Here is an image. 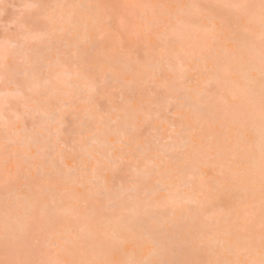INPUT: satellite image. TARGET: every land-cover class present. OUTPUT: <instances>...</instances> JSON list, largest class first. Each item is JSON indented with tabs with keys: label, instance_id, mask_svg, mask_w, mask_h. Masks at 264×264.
Wrapping results in <instances>:
<instances>
[{
	"label": "rangeland",
	"instance_id": "obj_1",
	"mask_svg": "<svg viewBox=\"0 0 264 264\" xmlns=\"http://www.w3.org/2000/svg\"><path fill=\"white\" fill-rule=\"evenodd\" d=\"M64 1L65 4L68 2L74 4V8H72L75 18L82 11V6L78 3L93 1V4L98 5L103 14L110 19L98 22L87 33L82 31L81 24L77 25L76 30L72 32L69 31L71 27L67 29L69 27L67 25L64 28V25H62V29H65L64 32H60V29L57 31V28L61 25H55L57 28L51 29L53 32L49 30L50 35H47L40 42L30 40L26 47L15 49V55L9 57L7 71L3 66V60L0 59V200L3 201L0 203V234L5 233L3 220L11 222L10 220L14 221V219L19 218L24 227L18 240H16L20 244L17 250V258L22 256L25 259L43 261L44 264H104V262H107V264H129V262L136 264L149 257L152 250L157 248L153 245H149L148 249L140 246L127 248V244H123L121 239L114 245L108 246L107 243L112 238L104 235L100 229H94L96 225L93 222H97L100 217L118 216V218H122L119 213L124 217H131L148 212L156 214L159 217L158 220L166 218L167 221L177 220L178 217L184 216L187 209L195 205H185L177 213L171 214L170 211L175 207L179 209V205L175 201L169 203L165 200L167 194L159 190V184L155 179L156 177L153 176V174H156L157 166H162L166 162L164 159L166 153H161L159 149L166 147L165 149H169L174 155H183L187 147H189L188 150L191 154L197 149V152L203 153L200 158L201 161H210L213 151L206 148V135L199 136L198 131H185L188 126L186 124L187 119L180 114L187 111V109L180 112L175 108L185 102L182 97L186 93L195 97L194 91H205L211 94L212 97L218 98L219 102L216 106L219 107L220 112H222V109L227 108L229 111L230 108L233 109L236 106L239 108L238 105L243 100V91L240 90L243 86L241 79L228 86H222L224 82H221V87L217 90L213 82H207L208 76L204 75V68L194 70L189 68L192 66L201 67V65L210 67L206 63L207 61L205 63L202 61L178 62L170 57V53L173 49L175 50L176 45L171 47L173 49L167 50L168 48L165 49V47L159 46L158 38L162 33H168L167 30L170 32L177 27L184 28L185 23L181 24L187 22L188 25H186L188 29L190 28L191 34H195L192 38L202 36L200 41L204 40L202 44L208 47L207 49L204 45L201 46V42L198 41L200 47L196 46L199 49L197 51L196 48L199 53L196 52V56L199 55L200 59L205 58L210 51L221 53L226 50L237 53V49H213V47L224 46L222 42L223 35L218 33L220 30L216 27L218 32L215 31L207 19L202 20L203 18L200 17L202 15L201 9L209 6L208 10L204 11L205 13L210 12L213 14L218 9L221 15V11L223 12L226 9L222 8V5L240 2L245 4L246 1L206 0L208 4L206 6L202 5L203 1L198 4L197 1L199 0H190L193 2H189V0ZM220 1L225 3L221 2V5L216 6L215 3H220ZM248 1L250 4L256 5L257 8L255 7V9L259 8L257 4H260V1L259 3H254L255 0ZM28 3H38L51 7L52 3H54L53 7L56 4L54 0H0V57L13 51L3 43L5 37L16 43L21 42L22 18L29 15V10L23 6ZM212 5H214V8ZM51 7L49 12L54 19L53 11L56 8L52 11ZM227 9L223 14H227V11L231 12V10L235 14L234 16L238 14L234 9ZM255 9L254 12L257 13ZM66 11L67 8L66 10L64 8V12ZM56 13L58 12L56 11ZM205 13H203V16L208 14L205 15ZM230 14H227L226 17L232 16ZM238 15L236 16L238 18L233 17L238 23L243 22L246 25L249 20L254 23L253 21L257 18L260 21L256 20L257 23H261L258 15L257 18H253L255 15L252 16L254 20ZM228 17L227 19H229ZM200 18L201 20H199ZM231 18L229 21L232 20ZM53 19H51V22L55 23L56 20L53 21ZM222 19H220L221 22ZM240 19L245 21H240ZM220 20L218 19L217 22L221 23ZM109 24L115 26V31L109 27ZM231 24L233 27V22ZM249 24L247 26L255 27V24ZM52 26L53 24H51ZM259 28L261 29V27ZM256 29L253 28L257 33L259 30L256 31ZM65 31L71 34H64ZM255 32L254 34L257 35ZM171 33L173 34V32ZM251 35L253 36V32ZM260 36L261 33L257 36V43L260 42ZM169 38L172 42L173 40L174 42L177 41L175 44H178L175 36L176 40L173 39L171 34H169ZM189 42L191 43V41ZM189 42L187 43L189 44ZM192 43L195 44V40ZM149 45L152 46L151 48L156 49H149ZM203 47L204 49H200ZM182 53L185 54V52ZM166 59L171 61L170 63L174 66L181 67L184 65L185 69L181 68L182 72L177 73L171 68L168 69L167 65H163L164 68L154 78L146 77L145 71L152 72L148 64H154L157 61H162L164 64ZM56 61L60 63L59 66H52ZM76 62L77 66L73 67V63ZM122 63L132 66L128 70L131 72L130 74L118 68ZM51 70L57 72L56 78H51ZM72 70H74L75 76L69 74ZM109 72L113 73L110 74ZM175 73L176 75H174ZM182 73H184L183 78H178ZM232 77L233 75L230 76V78ZM34 79H38L41 86H50L49 82H54L59 87V91L46 93L45 90L41 89L34 96L30 95L29 91H24L20 96L6 95L26 89ZM69 79L75 82V88L71 93L64 94L63 84ZM90 84L95 86L94 91L89 90ZM231 89H235L239 95L230 97L229 92H232ZM214 93L216 96L213 95ZM81 96L84 97V101L88 102H82ZM68 101H71L72 104H68ZM207 101L210 102L212 99ZM258 108H260V105ZM248 110L251 109L248 108ZM45 113H55L57 119L52 121L45 116ZM125 114L129 115L126 120L123 118ZM102 119L114 121L115 123H112L110 129L105 130L107 145L100 147L92 143V138L97 134L99 135L98 130L94 129V132H91L88 129H103L100 126V120ZM125 121L128 123L127 126L124 125ZM220 131L221 128L218 126L213 130L217 134ZM122 133L127 135L122 136ZM6 135L10 136L13 141L6 142L3 140L2 138ZM37 136L39 140L33 144L32 141ZM21 144L30 146V149L18 147ZM142 148L147 149L145 157L137 155ZM95 151L102 155L95 153ZM90 155L96 159L91 158ZM110 155L114 157V163L105 160ZM18 156L30 158V170L24 166L23 160L19 159ZM97 160H100L97 175L103 180L99 185L95 181H90L92 170L97 167ZM218 165L221 166L222 172H214L212 170L214 168L209 166H199V169L206 174L202 178L205 179L204 183L207 186L202 187L204 193L198 195L197 202L200 203L199 208L205 212L210 210V205H206L209 200L208 196L214 193L211 189L214 186L212 181L214 179H227L229 176L226 171L228 166L226 160H220ZM153 167L156 169L155 173L151 170ZM74 169L79 170L78 175L72 174ZM159 170L163 172V178L171 175L170 172L166 171V167L159 168ZM136 171L140 173L139 176L137 175L138 180L134 177ZM196 172L197 170L193 173ZM18 173L23 178H18ZM143 174H151V176L146 178ZM182 175L180 174V177ZM200 175L201 171L199 175L197 172L196 176L189 177L191 185L195 188L194 191H198L197 182ZM149 178L152 181L145 183ZM57 179H61V183L52 184ZM78 181L83 184L77 185ZM227 183H229V180L221 182V186ZM47 185H52L51 189L40 194L42 192L41 188ZM146 185L148 189L153 190L152 195L141 191L136 192V190L134 192L127 191L133 187L141 188ZM179 185L178 188L176 187L178 196H183L184 192L193 191V189L189 191ZM105 188L110 190L108 193L112 195V198L107 200L111 201L112 205V199H116L115 203H117L118 198L116 196L119 195L122 189H125L127 194L130 193L129 196L124 194L123 200L126 204L122 206V211L118 214L114 212L117 205L112 206V208L106 203L103 194ZM50 195L53 200L50 199ZM66 195L76 199L73 200L69 197L64 200L61 210L55 209L52 201L58 202ZM35 199L38 203L41 201V205H33L32 210L28 209V212H25L26 201L34 202ZM5 200L7 201L4 202ZM176 201H179V199H176ZM152 202H154L153 205H146ZM9 208L14 210V215L11 217L8 215ZM65 208L71 210L69 215L63 214ZM250 208L252 206H240V215L250 210ZM71 214L72 217H70ZM221 214V210L214 208L206 215L198 218L199 221L202 220L206 224L205 222L212 216ZM79 218L83 221L87 220L85 222H88V224L90 220L89 231L91 234L97 235L95 237L92 235L94 237L92 242L81 247L86 251V254L82 250L74 249L68 240L78 234L79 229L74 223ZM259 219L251 220V222L239 221L243 228L237 229V234L242 235V239L246 240L245 237L250 232H257L258 227L251 228V226ZM158 220L151 222L153 225L151 227H154V229L161 227L166 231H164V235L158 231L161 234L158 240H161L165 247H169L168 251H171V253L165 255L164 261H171L174 264H212L206 260L199 262V260H190L186 257L177 249L179 245L175 243L179 240H177L176 235L173 236L174 239L170 237V240H175L173 243H171L173 240L164 243L166 241L164 237L169 235L166 233L171 231L172 225L168 222L161 224ZM65 224L71 227L65 230ZM174 234L172 233V235ZM119 236L126 237L127 240L128 237L130 238V234L123 231L120 232ZM157 236L156 234L155 237ZM123 249H127V252L122 251ZM64 250L66 252H61ZM207 252V250H204L203 253L207 254ZM247 252L245 250L241 251V256L234 261L240 262L242 260V262H245L249 260V257L257 256L255 251L246 254ZM3 259H5V237L3 239L0 237V260Z\"/></svg>",
	"mask_w": 264,
	"mask_h": 264
},
{
	"label": "bare ground",
	"instance_id": "obj_2",
	"mask_svg": "<svg viewBox=\"0 0 264 264\" xmlns=\"http://www.w3.org/2000/svg\"><path fill=\"white\" fill-rule=\"evenodd\" d=\"M200 1L204 2V4L202 2L203 6L208 5L206 3L207 2L206 0H199L197 1L198 4H200L199 3ZM244 1L247 2L248 0H244ZM259 1L260 0H255L254 3L256 2L259 3ZM54 2H56L57 5L55 4L53 7L54 3H52V7H51L52 11L55 8L56 10L53 11L54 19L52 17L51 19H53V21L54 20L56 21L55 23L51 22L53 26L51 27L50 25L49 30L56 29L57 27H55V25L59 24V26L61 25L60 26L61 28L58 26L59 28H57V31H59L60 29L61 30L60 32H64L65 29L64 30L62 29V25H64L63 28L66 27L67 25L69 26L67 29L71 27L69 31L72 32L76 30L77 25L81 24L82 31L87 33V31L91 30V28H93V26L96 25L98 22L100 23V22H104L110 19L103 14V11H101L98 5L95 6L93 4V1H91L90 3H84V2L78 3L79 5L82 6V11L79 13V16L76 18L73 16L74 15L73 13L74 4L72 5L70 2L65 4L63 3L65 2L64 0H60V1L54 0ZM189 2H193V1L189 0ZM221 2L223 1H220V3H215V5L216 6L221 5ZM246 2L245 4H247ZM248 4H250L249 1H248ZM257 5L259 6L260 4H257ZM208 7H203L201 9L202 15L200 17L203 18L202 20L207 19V21L210 22V24L212 25V28L215 29V31L217 32L218 30H220L221 33L220 32L218 33L223 35L222 42L224 46L223 47L222 45L217 46L218 48L213 47V49H237V53H231L226 50H223L221 53L210 51L207 53L205 58L202 57L200 59L199 55L196 56V52L199 51L198 49V47H200L198 45L199 42H201L200 45L202 46L204 45L202 44L204 43V40L200 41V37L202 36H200L199 38L198 37L192 38V36L195 34H191L190 28L188 29L187 22H183L181 24L183 25L185 23L184 28L179 25L181 29L177 27L174 29V31L171 30L169 32L167 30L168 33L166 34L162 33L160 37L158 38L159 46H161L162 48L165 47V49L168 48L167 50H171L173 49L171 47H174L176 45V47L180 49V50L179 49L177 50V48L174 47L175 50L173 49V51L171 52L172 54L170 53L171 55L170 57L172 59L174 58L178 62H182V61L188 62L189 61L191 63L194 61H202L205 63L207 61L206 63H208L210 67H205V66L203 67L201 65V67L192 66L189 68L190 70L204 68L205 70L204 75L208 76L207 82H213L216 85L215 87H217L216 88L217 90L221 87L220 85L221 82H224L222 86H228V85H232L234 82L238 81L239 79L243 81V86H241L240 88L241 92L243 91V94L241 93L243 100L238 105L239 108H237L236 106V107H233V109L230 108L229 111L227 108V109H222V112H220L221 110L219 109L218 106H216L217 103L219 102V99L216 97H212L211 94L205 91L203 92L194 91L195 97L190 96L189 94L186 93V95L182 97L185 99V102L183 104L178 105L175 108V110L180 111V112L184 109H187V111L183 113L181 112L180 114V115H184L187 119L186 124L188 126L185 129L186 132L187 131L188 132L198 131L200 133L199 136L206 135V140H207L206 148L213 151V153L211 154L212 159L210 161H207V160L201 161L200 158L203 155V153H201L199 150H198L199 152H197V149H195L191 154L190 151L188 150L189 147L187 146H186L187 149L183 155H174L171 151H169V149L168 150L165 149L166 147L159 149L161 153H166V155H164V159L166 160V162L162 166H157L158 169L156 171V174H153V176L156 177L155 179L159 184V190L164 191L167 194V198L165 200H167L169 203H174L175 201L177 205H179V209L178 207H175L173 208V210L170 211V213L171 214L177 213L180 209L184 208L185 205H195V206L188 208L184 216L178 217L177 220H171V221H167L166 218H162L161 220H158L159 217L156 214L154 213L150 214L148 212H145L140 215H134L131 217H126V216L124 217L119 212L122 211V208H123L122 206L126 204V202L123 200L124 194L126 196L130 195V193L128 194L126 193L127 191L134 192L136 190V192L141 191L142 193H147L149 195H152L154 193L153 190L148 189L147 185L141 188L133 187L127 191L125 189H122L119 195L116 196L118 198L117 203H115L116 199H112L113 205L111 201L107 200L109 198H112V195L109 194L108 192L103 191L104 197L106 199V203H108V205L111 207L112 206L114 207L115 205H117L115 206L116 208L114 209V212L116 214L119 213V215L122 218H118V216H113V217L110 216L109 218L100 217L97 219L98 220L97 222L95 223L93 222V224L96 225L94 229L96 228L100 229L104 233V235H107L108 237L112 238V240H110L107 243L108 246L114 245L119 239H121L123 240V244H127V248L128 247L131 248L134 246L136 247L140 246L144 248L146 247L148 249L149 248L148 246L151 244L147 242V239L149 237L154 238L158 242L157 245L155 246V248L157 249L152 250V254H150L149 257L145 258L144 260L161 261V259H163L164 261L165 255L166 254L168 255L169 252L171 253V251H168L169 247L168 248L167 246L165 247V244H163L161 240H158L159 236L161 235L160 233H163L164 235L166 231L163 230L161 227L155 228L157 231L154 229V227L153 228L151 227L152 225L151 222L153 223V221L155 220H158V222L161 224L167 223V222L171 223L172 225L171 231H169V233L167 231L166 234H169V235L168 236L166 235V237H164L166 240L164 243H168L172 241L174 239L173 236L176 235L178 237L177 240H179V242L176 241L177 243H175L179 245V247L177 246V249H179L190 260H199V262L201 260H206L208 263L210 262L212 264L213 262L217 260L234 261L237 258H239V256H241V251H244V250L248 251L242 246L239 247V250H235L237 248V245H243L248 240H251L253 242L254 251L257 255L252 258L249 257V260L254 259L258 261L260 258L259 220H257V222H255L254 224H252L253 226H251V228L258 227L257 232L256 233L250 232V234L245 237L246 240H243L242 235L237 234L236 232L237 229L243 228V226L240 225L239 221L240 222H249V221L251 222V220L260 218L261 196H260L259 171H258V153H259V141H260V111H259L260 108H258V106L260 104L258 105V103L261 102V80H260V64H259L260 42L257 43L258 41L257 36L260 35L261 33V29L260 28L258 29V27H261V25L259 26V24L261 23H257V21L258 22L260 21H259V18L256 17L257 15L260 17L259 15L260 9L259 8L255 9L258 14L254 12L257 15L254 14L255 16L253 18L256 17L257 21L255 20L253 21L254 23H252V21L249 20V22L251 21L250 22L251 25L255 24V27L253 28L256 29L257 27V29L259 30L258 31L256 29V31L259 32L258 34V32L256 33L255 30H253L251 26H247L249 22H247V24L245 25V23L243 22L238 23L236 19L235 20L233 19V17L238 18L236 16H239L238 15L239 13L236 16H234L235 14L232 13V10L231 12L227 11L228 15L230 13H231L230 15H232L230 16L232 17L231 21L234 24L232 27V24H231L232 22L229 21L230 17L227 16L229 18L227 19L226 17L227 14L226 13L223 14L227 8L223 12L221 11V15H220V13L218 12V9L215 12L216 14L214 12L213 14H211L210 12H207L208 14L205 13L204 11H207ZM212 7L214 8V5H212ZM212 7L210 6V8ZM64 8L65 10L67 8L66 12H64ZM227 10H229V8ZM56 11L58 13H56ZM203 13L207 15L203 16L204 15ZM222 14L224 15L225 18L222 17L223 16ZM201 18L199 20H201ZM222 18L226 19L227 21ZM253 18L251 17V19ZM218 19L219 20L222 19V22L224 23L225 21V23L223 24L221 20H220L221 23H218L217 22ZM244 19L242 20L240 19V21H243ZM110 24H113V23H110ZM110 24H109V27L115 31L116 29L115 26L113 27ZM226 24H231V25H226ZM215 27L218 28V30ZM53 30L51 31L53 32ZM177 30H180V31H177ZM250 31L251 33L253 32V36H255L254 38L251 35ZM171 32H173V34L176 33L177 35L182 32H183L182 34L184 35V32H185V35L183 36L182 34H180L177 36L176 34L173 35ZM254 32L257 35H255ZM64 34L70 35L71 33L65 31ZM169 34L173 36V39L176 38L178 40V44H175L177 43V41L174 42L173 40L172 42L171 38H169ZM188 35L189 37L191 36V38H189ZM180 36H181V39H180ZM186 36L188 39L186 38ZM193 39L195 40V44L197 45L192 43V41H194ZM252 39H254L256 42L253 41ZM196 40L197 42L198 41L199 42L197 43ZM189 41H191V43ZM187 42H189L190 45ZM225 43H228V44H225ZM229 43H233V44H229ZM151 47L149 45L148 48L156 49V48H151ZM196 48L198 49L197 51H196ZM205 48L208 49V47L206 46ZM186 49H190V50H186ZM200 49H204V47ZM186 51H188L189 53ZM182 52H185V54ZM250 53L254 55L255 57L254 64H250ZM197 54L199 53L197 52ZM170 62L171 61H168L166 59L164 60V64L162 61H157L154 64H148V66H150V68L152 69L151 70L152 72L145 71L146 77L154 78L157 75V73H159L162 70V68H164V66L166 65H167L166 66L167 68L169 67L168 69L171 68L177 73L182 72L181 68L185 69L184 65L181 67L174 66ZM59 64L60 63L56 61L55 63L52 64V66L58 67ZM76 66H77V62L73 63V67H76ZM211 66L214 68L212 69ZM112 68L115 69L113 66ZM118 68L125 70L127 74L128 73L130 74L131 72L128 70H130L132 66L129 64L122 63L120 67L118 66ZM51 72H52V74L50 75L51 78H56L57 72L55 70L53 71L51 70ZM109 73L111 74L113 72H109ZM69 74L72 76H75L74 70L70 71ZM227 74H228V77L226 76ZM174 75H176V73ZM229 75L230 76L233 75V77L230 78ZM183 76H184V73L180 74L178 78L182 79ZM219 79L220 81H218ZM49 83L51 84L50 86L48 85L41 86L38 79H34L26 87V89L20 90L18 92L23 94L24 91H29L30 95L34 96L38 94L41 91V89L45 90L46 93H56L59 91V87L56 85V83L54 82H49ZM63 88H64L63 93L69 94L72 91H74L75 82L69 79L68 81H66V83L63 84ZM233 90L235 89L230 90L232 92H229L230 93L229 96L230 97L231 96L236 97V95L238 96L239 93L236 90L235 91ZM232 93L233 95H231ZM213 95L216 96L215 93ZM211 99L212 101L210 102L207 101ZM68 104H72V102L68 101ZM253 105L254 107L252 108ZM248 108H250L251 110L249 111ZM256 110L258 112H255ZM128 116L129 115L125 114L123 116L124 120H126ZM124 125L125 126L128 125L127 121L124 122ZM217 126L221 128V131L218 134L213 132L214 128ZM93 129L98 130L99 135L97 134V136L92 138V143L95 144V146L98 145L100 147L103 145H107L106 143L107 137L105 138L106 136L105 129L104 128L103 129L93 128ZM131 132H133V130H131ZM124 135L126 136L127 134L122 133V136ZM2 139L5 140L6 142L13 141L12 138H10V136L8 135L4 136ZM93 140L95 142H93ZM181 147H184V146H181ZM246 148L252 149V151L256 154L257 167L255 171L254 183H250L249 169L247 167V164L245 163V152L243 150ZM146 150L143 148L140 149L137 155L139 157H145L146 156L145 154L147 153ZM95 153H98V152L95 151ZM98 154L102 155L101 153H98ZM90 157L96 159L92 155H90ZM113 158L114 157L110 155V157L107 156L105 160L111 163L113 161L114 163ZM220 160H226L228 164L226 171L229 176L227 179H219V180L214 179L212 181L214 186L211 189L214 191V193H211V195L208 196L209 200L206 202L207 203L206 205H210L209 206L210 210H213L214 208L221 210L222 214L217 215V216H212L207 222H205L206 224H204L202 220L199 221L200 219L198 217L206 215L210 210H208L207 212L203 211L202 209L199 208L200 203L197 202L198 195L204 193V190L202 189V187L207 186L204 183L205 179L202 178V176L204 177V175L206 174L204 173V171L199 169V166L200 165L209 166L211 168H214L212 169L214 172H222L221 166L218 165L220 164ZM217 166L218 168H216ZM163 167H166V171L171 173L169 177L163 178L162 176L163 172L159 170V168H163ZM196 170L198 172V175L201 171V175L199 176V180L197 182L198 191H194L195 188H193V186L191 185L192 184L191 179L189 178L191 176H196L197 172L193 173ZM173 173H175L176 175ZM139 174H140L139 171H136L134 173V177H136L137 180H138ZM180 174H183V175L180 177ZM56 175L60 176L58 174ZM91 176H92L90 179L91 182L95 181L97 185L102 183L103 181L101 180L102 178L99 177L97 174L96 175L92 174ZM96 176L98 177V179ZM143 176L148 178L151 176V174H143ZM208 176H211V175H208ZM225 180H229V183L225 184L224 186H221V182ZM149 181H152V180L149 178L147 181H145V183H148ZM177 181H179V183H177ZM58 183H61V179L55 180L52 184H58ZM81 183L82 182L78 181L77 185ZM178 185L180 187H185L189 191L193 189V191L184 192L183 196H178L176 194V187L178 188ZM51 186L52 185H47L46 187L45 186L42 187L41 188L42 192H40V194H43L47 190H50ZM69 197L70 196L66 195L63 199H59L58 202L52 201L53 205H55L54 208L57 210H61L62 205H64V200ZM70 198L73 200L76 199L74 197H70ZM50 199L53 200L51 195H50ZM176 199H179V201H176ZM6 201L7 200H5L4 202ZM28 201L29 200L26 201L27 206H25L24 208L25 212L26 211L28 212V209L32 210L33 205H41V201L38 203L36 199H35L36 202L35 201L28 202ZM135 201L138 202L137 199H135ZM2 202L3 201L0 200V203ZM23 204L25 205L24 202ZM153 204L154 202L148 203L146 205H153ZM242 205L252 206V208H250V210L245 211L244 213L240 215L239 209H240V206ZM253 207H254V215L252 214ZM70 213H71V210H67L66 208L63 210V214L69 215ZM70 217H72V214ZM3 221L2 223H5L4 226L6 225V223L8 225L9 234L12 237V240L13 241L18 240L19 234L21 233V231H23V227H24L22 225L23 223H20L22 221L19 218L14 219V221L10 220L11 222L9 221L7 222L6 220L4 222ZM85 221L87 220L83 221V220H80V218L79 220L77 219L75 221L74 224L79 229V232L78 234L68 239L69 242L71 243V246L74 249L82 250L84 254H86V251L84 249H81V247L90 244L96 235V234L95 235L91 234L89 231L90 220H89V224L88 222H85ZM70 227L71 226L67 224L64 225L65 230L69 229ZM182 229L184 230L181 231ZM121 231L130 234V238L128 237V240H127L126 237L119 236ZM158 231L160 233H158ZM171 232L175 234L172 235ZM156 234L158 235L157 237H155ZM0 237L3 239V237H5V233L0 234ZM170 237L173 239L170 240L171 239ZM174 241L175 240H173L171 243H173ZM126 250L127 249H123L122 251L127 252ZM204 250L208 251L207 254L203 253ZM61 252L64 253L66 252V250L61 251ZM249 253L250 252L248 251L246 254H249ZM129 264H132V263L129 262ZM240 264H244V262L240 260Z\"/></svg>",
	"mask_w": 264,
	"mask_h": 264
},
{
	"label": "snow or ice",
	"instance_id": "obj_3",
	"mask_svg": "<svg viewBox=\"0 0 264 264\" xmlns=\"http://www.w3.org/2000/svg\"><path fill=\"white\" fill-rule=\"evenodd\" d=\"M25 9L29 10V15L22 18L21 28H22V35L20 37L21 42L16 43L13 42L10 38L5 37L3 43L10 47L13 51L7 53L0 59L3 60V66L5 70H8V60L10 56L15 55V49L23 48L28 45V42L31 40L33 42H40L43 38L47 35H50L49 27L51 25V14L49 12V8L51 6L38 4V3H28L23 6ZM221 7L224 8H231L236 10L242 16L247 18H251L254 15L255 5L250 4H241V3H232V4H225ZM260 19H261V39H260V53H259V64H260V80H261V103H260V141H259V153H258V171H259V184H260V219H259V228H260V246H259V260H247L244 264H264V0H260ZM255 57L250 53V64H254ZM89 90L94 91L95 86L89 85ZM6 95H15L20 96L22 93H8ZM82 102L84 101V97L81 96ZM7 107V104L5 105ZM45 116L55 121L57 116L55 113H45ZM112 123L114 121H105L100 120V126L103 127L105 130L111 128ZM91 132H94V129H88ZM39 140V137H35L32 143H36ZM93 142H95L93 140ZM127 146V145H125ZM18 147L30 149V146L25 145H18ZM245 152V163L249 169V179L250 183H254L255 179V171L257 167V160L256 154L252 151V149L246 148L243 150ZM19 159L23 160V164L26 168L30 170L31 168V161L30 158L19 157ZM97 167L92 170V174L96 175L100 168V160L96 161ZM155 171L156 169L153 167L151 169ZM73 175H78L79 170L74 169L72 170ZM18 178H23L22 175L18 173ZM105 192L110 191L109 189L105 188ZM254 215V207L253 213ZM8 215L11 217L14 215V210L12 208L8 209ZM147 242L153 246L157 245V241L154 238L149 237ZM243 247L249 252L254 251V244L251 240L246 241L243 245H237L235 250H239V247ZM20 244L18 241H13L12 237L9 234L8 225H5V259L0 260V264H44L43 261L33 260V259H25V258H17V250L19 249ZM11 257V258H10ZM107 264V262H104ZM138 264H174L171 261H151V260H143L139 261ZM213 264H240L239 261H231V260H217L213 262Z\"/></svg>",
	"mask_w": 264,
	"mask_h": 264
}]
</instances>
